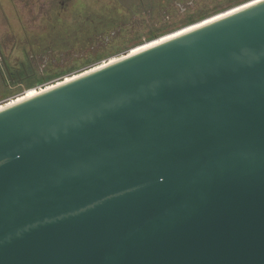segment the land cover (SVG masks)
<instances>
[{
  "label": "water",
  "instance_id": "95a60500",
  "mask_svg": "<svg viewBox=\"0 0 264 264\" xmlns=\"http://www.w3.org/2000/svg\"><path fill=\"white\" fill-rule=\"evenodd\" d=\"M0 264H264V0L1 110Z\"/></svg>",
  "mask_w": 264,
  "mask_h": 264
},
{
  "label": "rangeland",
  "instance_id": "374dc122",
  "mask_svg": "<svg viewBox=\"0 0 264 264\" xmlns=\"http://www.w3.org/2000/svg\"><path fill=\"white\" fill-rule=\"evenodd\" d=\"M255 1L0 0V110Z\"/></svg>",
  "mask_w": 264,
  "mask_h": 264
},
{
  "label": "bare ground",
  "instance_id": "6f19581e",
  "mask_svg": "<svg viewBox=\"0 0 264 264\" xmlns=\"http://www.w3.org/2000/svg\"><path fill=\"white\" fill-rule=\"evenodd\" d=\"M260 1H263V0H257V1H255V2H252V3H250V4L246 5V6H243V7H242V6H238V9L233 10V11H230V12L225 13V14H220L219 16L214 17L213 19H211V20L208 21V22H205V23L200 24V25H196V26L189 27V28H187V29H185V30H182V31H180V32H178V33H176V34H174V35L172 34L171 36H168V37H166V38H164V39H161V40H159V41H156V42H154V43H152V44H149V45L143 46L141 49H139L138 51H135V52L131 53L130 55L135 54V53H138V52H140V51H143V50L148 49V48H150V47H153V46H155V45H158V44H160V43H162V42H164V41H167V40H170V39H172V38H175V37H177V36H179V35H182V34L188 32V31H191V30L197 29V28H199V27H201V26H203V25H206V24H208V23H212L213 21H216V20H218V19H221V18H223V17H226L227 15L233 14V13H235V12H237V11H240V10L246 8V7L252 6V5H254V4H256V3L260 2ZM123 58H124V57H123ZM120 59H122V58H120ZM118 60H119V59L114 60V61H112V62H110V63H113V62L118 61ZM110 63H108V64H110ZM108 64H105V65H103V66H106V65H108ZM103 66H100V67H98V68H101V67H103ZM98 68H96V69H98ZM74 78H75V77H74ZM72 79H73V78H72ZM70 80H71V79H69V80H67V81H70ZM65 82H66V81H65ZM63 83H64V82H63ZM61 84H62V83H61ZM59 85H60V84H59ZM54 87H55V86H54ZM52 88H53V87H52ZM49 89H51V88H49ZM49 89H43V90L40 91V92H31V93L28 95V97L25 98L24 100L29 99V98H31V97H34V96H36V95H39L40 93H42V92H44V91H46V90H49ZM24 100L18 101V102H16V103L22 102V101H24ZM16 103H11L9 106H7V107H5V108H2L1 110L6 109V108H8V107H10V106H12V105H14V104H16ZM1 110H0V111H1Z\"/></svg>",
  "mask_w": 264,
  "mask_h": 264
},
{
  "label": "flooded vegetation",
  "instance_id": "af4514ba",
  "mask_svg": "<svg viewBox=\"0 0 264 264\" xmlns=\"http://www.w3.org/2000/svg\"><path fill=\"white\" fill-rule=\"evenodd\" d=\"M8 67H9L10 72H12V75L15 76L17 79H19L20 78V73H21V71H23L22 62L19 63V65H17V66H14L12 64V65H10Z\"/></svg>",
  "mask_w": 264,
  "mask_h": 264
}]
</instances>
